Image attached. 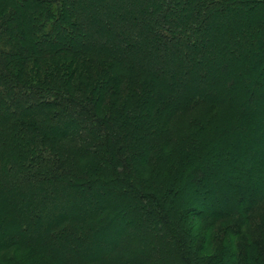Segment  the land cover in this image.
Here are the masks:
<instances>
[{"label":"trees","instance_id":"16d2710c","mask_svg":"<svg viewBox=\"0 0 264 264\" xmlns=\"http://www.w3.org/2000/svg\"><path fill=\"white\" fill-rule=\"evenodd\" d=\"M0 264H264V0H0Z\"/></svg>","mask_w":264,"mask_h":264},{"label":"rangeland","instance_id":"374dc122","mask_svg":"<svg viewBox=\"0 0 264 264\" xmlns=\"http://www.w3.org/2000/svg\"><path fill=\"white\" fill-rule=\"evenodd\" d=\"M68 210V209H67ZM70 214H72L71 211H68ZM104 236V241L106 244H110L112 240L117 236L116 232H109L106 233Z\"/></svg>","mask_w":264,"mask_h":264}]
</instances>
